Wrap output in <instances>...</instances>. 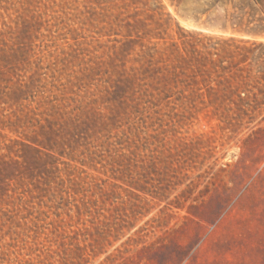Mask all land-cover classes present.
I'll return each instance as SVG.
<instances>
[{"label":"rangeland","instance_id":"rangeland-1","mask_svg":"<svg viewBox=\"0 0 264 264\" xmlns=\"http://www.w3.org/2000/svg\"><path fill=\"white\" fill-rule=\"evenodd\" d=\"M0 264H264L257 0H0Z\"/></svg>","mask_w":264,"mask_h":264},{"label":"crops","instance_id":"crops-1","mask_svg":"<svg viewBox=\"0 0 264 264\" xmlns=\"http://www.w3.org/2000/svg\"><path fill=\"white\" fill-rule=\"evenodd\" d=\"M257 1L261 4V6H262V8L264 10V0H257Z\"/></svg>","mask_w":264,"mask_h":264},{"label":"trees","instance_id":"trees-1","mask_svg":"<svg viewBox=\"0 0 264 264\" xmlns=\"http://www.w3.org/2000/svg\"><path fill=\"white\" fill-rule=\"evenodd\" d=\"M199 90H200V89L195 90L194 93H198Z\"/></svg>","mask_w":264,"mask_h":264}]
</instances>
